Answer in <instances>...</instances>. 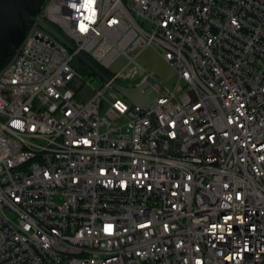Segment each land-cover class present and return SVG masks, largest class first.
I'll use <instances>...</instances> for the list:
<instances>
[{
	"label": "built area",
	"instance_id": "1",
	"mask_svg": "<svg viewBox=\"0 0 264 264\" xmlns=\"http://www.w3.org/2000/svg\"><path fill=\"white\" fill-rule=\"evenodd\" d=\"M0 264H264V0H44L0 68Z\"/></svg>",
	"mask_w": 264,
	"mask_h": 264
},
{
	"label": "water",
	"instance_id": "2",
	"mask_svg": "<svg viewBox=\"0 0 264 264\" xmlns=\"http://www.w3.org/2000/svg\"><path fill=\"white\" fill-rule=\"evenodd\" d=\"M44 0H0V68L14 55L16 49L25 37L29 27L37 19ZM39 25L63 43L69 50H76L75 44L63 35L59 29L47 21H39ZM76 58L86 65L90 71L126 97L131 103L139 107L144 106L153 97H149L150 90L142 91L144 84L125 86L97 64L91 57L77 51Z\"/></svg>",
	"mask_w": 264,
	"mask_h": 264
},
{
	"label": "rangeland",
	"instance_id": "3",
	"mask_svg": "<svg viewBox=\"0 0 264 264\" xmlns=\"http://www.w3.org/2000/svg\"><path fill=\"white\" fill-rule=\"evenodd\" d=\"M137 61L143 65L148 66L153 70L162 81L163 85L167 88H172L173 83L176 80V73L174 69L166 63L159 52L155 51L152 47H146L137 57ZM71 64L82 75L83 79L88 82L93 88H99L103 84V80L97 75L93 74L90 69L79 61L76 56L73 57ZM123 64V59L119 58L112 63L111 69L113 71L118 70ZM89 89V90H88ZM85 97H90L92 90L85 85L82 89ZM122 100H127L124 96H121ZM106 103L101 104V113L104 112Z\"/></svg>",
	"mask_w": 264,
	"mask_h": 264
},
{
	"label": "trees",
	"instance_id": "4",
	"mask_svg": "<svg viewBox=\"0 0 264 264\" xmlns=\"http://www.w3.org/2000/svg\"><path fill=\"white\" fill-rule=\"evenodd\" d=\"M108 73H110L109 71H107Z\"/></svg>",
	"mask_w": 264,
	"mask_h": 264
}]
</instances>
